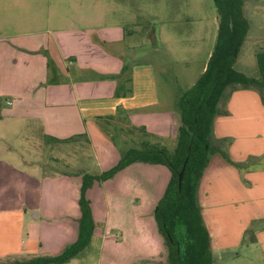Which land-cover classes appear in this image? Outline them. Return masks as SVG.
<instances>
[{
	"label": "crops",
	"instance_id": "crops-1",
	"mask_svg": "<svg viewBox=\"0 0 264 264\" xmlns=\"http://www.w3.org/2000/svg\"><path fill=\"white\" fill-rule=\"evenodd\" d=\"M263 5L264 0L244 4L249 31L256 25L262 30L256 38H264ZM32 21L29 17L22 29L10 17V29L0 28V118L40 141L30 154L0 136V259L56 255L76 240L82 184L78 174L85 169L72 176L65 174L71 171L50 168L53 162L64 163L62 145L83 140L101 173L126 150L111 131L130 133V140L136 132L138 148L157 145L174 151L180 123L179 93L163 89L147 64H131L130 69L124 58L125 29L103 31L75 22L61 29H38ZM120 84L126 89L117 96ZM211 141L217 151L201 177L198 200L211 235L213 264H264V88L227 89ZM54 143L62 147L55 149ZM133 171L142 172L158 190L157 205L170 180L169 168L135 162L119 173ZM97 185L87 193L95 220V206L107 201L103 185ZM131 219L137 220L133 214ZM120 227L128 240L127 228ZM130 233L129 239H144L142 231ZM153 261L148 264H167V258Z\"/></svg>",
	"mask_w": 264,
	"mask_h": 264
},
{
	"label": "rangeland",
	"instance_id": "rangeland-1",
	"mask_svg": "<svg viewBox=\"0 0 264 264\" xmlns=\"http://www.w3.org/2000/svg\"><path fill=\"white\" fill-rule=\"evenodd\" d=\"M10 17L19 21L22 29L29 25V17L35 20L32 24L38 29H61L70 22L103 31L121 27L126 32L124 58L130 69L131 64H147L145 66L157 73L163 89L171 88L179 94L190 88L202 74L218 32L214 0H0V28L10 29L12 25L7 22ZM261 31L260 26H253L236 62L238 70L254 77L260 76L254 53L264 50V38L254 35ZM111 132L114 139L119 138L122 148H138L139 134L136 132H133L131 140L130 133ZM121 135H124V140H121ZM0 136L15 149L30 154L33 153V145L40 144L33 136L30 137L29 132L21 130L20 125L9 124L2 118ZM53 146L55 149L63 146L64 163L53 162L50 168L71 171L65 174L72 176L81 168L91 174L99 173L101 165L93 153L90 157L91 149L83 140H72L62 146L54 143ZM117 177L116 184L111 181L113 178L98 182L97 186L103 185L107 201L104 205L95 206L96 228L91 243L65 264H129L133 260L132 264H148L154 262L153 259L167 258L164 237L154 217L158 190L150 187L142 172L119 173ZM91 189L90 192L95 188ZM132 214L136 221L131 219ZM120 224L127 228L128 240L122 237ZM130 231L134 235L142 231L144 239H129ZM243 248L239 250L249 251ZM29 258L14 255L0 259V264H13Z\"/></svg>",
	"mask_w": 264,
	"mask_h": 264
},
{
	"label": "trees",
	"instance_id": "trees-1",
	"mask_svg": "<svg viewBox=\"0 0 264 264\" xmlns=\"http://www.w3.org/2000/svg\"><path fill=\"white\" fill-rule=\"evenodd\" d=\"M214 1L218 13L216 42L205 70L190 88L179 94L180 123L175 150L169 151L166 147L157 145L130 147L122 152L117 164L108 170L99 174L79 173L82 177L78 200L81 215L76 240L59 254L40 255L13 264H65L79 255L90 245L96 228L88 190L97 181L113 178L135 162L166 165L171 172L165 192L154 211L167 247V263H214L211 235L198 200L201 177L211 155L217 151L211 141L213 124L219 113V103L227 89L238 86L264 88V50L257 53L259 77L250 76L236 68L242 44L250 28L244 10L245 0ZM48 64L51 67L50 59ZM125 89L120 84L116 95H122ZM186 159L180 186L179 175Z\"/></svg>",
	"mask_w": 264,
	"mask_h": 264
},
{
	"label": "water",
	"instance_id": "water-1",
	"mask_svg": "<svg viewBox=\"0 0 264 264\" xmlns=\"http://www.w3.org/2000/svg\"><path fill=\"white\" fill-rule=\"evenodd\" d=\"M187 160H188V159H186V161L184 162L183 169H182V171L180 172V175H179V183H180V186H181V184H182V179H183L184 170H185V167H186V164H187Z\"/></svg>",
	"mask_w": 264,
	"mask_h": 264
},
{
	"label": "built area",
	"instance_id": "built-area-1",
	"mask_svg": "<svg viewBox=\"0 0 264 264\" xmlns=\"http://www.w3.org/2000/svg\"><path fill=\"white\" fill-rule=\"evenodd\" d=\"M9 103H11V102H9Z\"/></svg>",
	"mask_w": 264,
	"mask_h": 264
}]
</instances>
